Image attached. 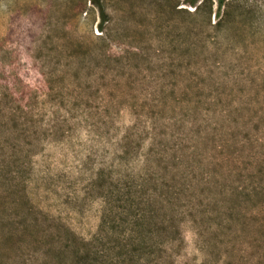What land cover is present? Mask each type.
Here are the masks:
<instances>
[{
    "label": "rangeland",
    "instance_id": "rangeland-1",
    "mask_svg": "<svg viewBox=\"0 0 264 264\" xmlns=\"http://www.w3.org/2000/svg\"><path fill=\"white\" fill-rule=\"evenodd\" d=\"M100 1L104 23L92 0H0V264H72L63 229L88 240L103 215L111 241L141 214L146 228L166 224L172 191L204 170L222 193L196 184L193 201H218L203 221H180L171 261L264 264V189L253 195L264 163L227 174L264 155V0L196 11L184 0ZM189 62L216 64L210 120L231 128L227 150L243 163L207 167L219 141L194 139L191 112L173 100ZM162 93L166 104L152 106Z\"/></svg>",
    "mask_w": 264,
    "mask_h": 264
},
{
    "label": "trees",
    "instance_id": "trees-1",
    "mask_svg": "<svg viewBox=\"0 0 264 264\" xmlns=\"http://www.w3.org/2000/svg\"><path fill=\"white\" fill-rule=\"evenodd\" d=\"M93 4L99 9V14L101 16V23H104L107 16L102 8L100 0H92ZM184 2L190 6H194V11L199 7H211L210 0H184ZM218 6L224 4V0H217ZM102 30V26L98 27ZM197 63H188L184 70V79L180 81L179 94L173 96V100L183 104L189 113L191 112L192 119L186 120L188 131H192V137L197 138L200 143L205 142L210 138H216L219 143L214 145V149H219L217 156L213 157L210 155L207 158V167L216 165L221 166L220 163L232 160L235 162L243 161L240 159L243 156L239 153L230 156L228 148L230 143L224 140V135H229L231 128L222 129L216 123H212L210 120V114L212 112L211 107L217 103V99L221 96V92H218L219 81L211 74L212 66L215 63H207L205 65L197 66ZM205 71L209 74H204ZM207 91V92H206ZM213 92V93H212ZM215 92V93H214ZM169 95L163 94L160 96L152 97L154 102L152 106L159 107L160 105L166 104ZM198 117H195L196 114ZM190 115V114H189ZM148 120L151 121L153 113L147 114ZM150 123V122H148ZM153 129H155V122H151ZM196 127V128H195ZM182 139H186L187 134H180ZM191 137V138H192ZM154 138V137H153ZM258 142V141H257ZM262 146V142H258ZM191 162L190 167L195 170L191 165H193L196 160L195 156H199L200 153L197 151L196 147L192 145L191 147ZM248 156V155H247ZM214 159V160H211ZM249 161L246 164H250L249 167L245 166L242 168L237 167V169L227 170L228 173L236 172L237 176H242V170L246 171L245 176L249 177L251 173L259 172L258 168H263L264 155H261L260 150H256L254 154L250 156ZM211 171V170H210ZM204 178L201 179V183H197V180H193L195 175L194 172L189 176L191 183L184 185L182 187H175L171 193L172 204L168 208V219L166 224L164 221H159V218L153 221V228H146V218L144 214L134 221H132L129 227V234L123 236H116L111 241L108 239V232L106 229L109 227L108 220L103 215L98 226L97 232L88 240L79 239L75 234L67 228H64V236L60 239L59 251L65 257H69L72 264H173L171 256L172 254L167 251H172L171 249L180 246L182 243L181 229L179 227L180 221L187 215L194 217V221L198 223L196 219V214L201 213V221L204 217H208L212 214L211 211L207 210L206 205L212 203L217 204L216 197L206 196V203L202 201L195 202L199 198L196 194L197 185L201 186L203 189L210 190L212 188H220L218 193H222V183L213 182L211 180V172L203 171ZM220 178V175H219ZM237 180V179H236ZM197 184V185H196ZM258 189H264V181L261 183L254 184L253 195L257 194ZM257 190V192L255 191ZM255 191V192H254ZM224 192V190H223ZM186 196L190 197L188 199L189 203H181V198ZM193 198V200L191 199ZM177 200V201H176ZM187 200V199H186ZM203 205V206H202ZM185 206V208H183ZM160 210L162 207H157ZM218 213V212H217ZM156 215V214H155ZM114 226V225H113ZM109 250L117 251L111 254Z\"/></svg>",
    "mask_w": 264,
    "mask_h": 264
}]
</instances>
